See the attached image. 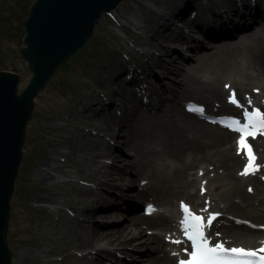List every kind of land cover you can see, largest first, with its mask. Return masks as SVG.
I'll return each instance as SVG.
<instances>
[{
    "label": "bare ground",
    "instance_id": "obj_1",
    "mask_svg": "<svg viewBox=\"0 0 264 264\" xmlns=\"http://www.w3.org/2000/svg\"><path fill=\"white\" fill-rule=\"evenodd\" d=\"M189 2L190 0H186L185 4L188 5ZM260 2L261 0H257L252 4L250 0H243L241 6L235 4L223 11L219 9V12L215 8V3L211 2L214 8L211 9V12H207V16L212 15L213 18L209 19L211 21L206 23L207 25L199 24L196 19L185 21L190 30L197 32L198 29L205 35L204 40L207 43L199 38L194 39L198 44L195 48H198L200 43L207 49V53L198 57V65L189 61L197 56L196 49L192 48V45L190 46L184 39H178L179 43L174 44L173 40L175 39L166 33L174 25L170 22L168 15L164 19L169 22L162 21L154 29V32H158V29L163 30L160 38L162 41H167V45L161 43L158 47L157 43H152L151 40L154 36L146 37L144 42L142 41V44L147 47L145 53L150 54L151 66L157 70V75L154 77L155 82L149 80L155 90L153 93L152 91L147 93V101H144L138 92L125 88L126 101L133 104V107L128 109L127 114L125 111L123 114L121 113V116L115 113L112 115L113 112H110L108 115L111 117L107 121L117 144L120 139H123L124 150L131 152V156H126L122 152L118 153L120 151L118 145L109 144L110 140L100 142V140L87 138L89 140L83 146L85 150L92 151L91 160L110 158L113 164L115 161L117 164L115 172L107 168L100 172L101 177L92 174L85 177L86 180H91V184L100 191L107 192L106 200L113 204L107 208L101 206L97 213H88L79 223L83 230L79 233L85 241L80 248L76 246L74 248L82 252L80 258L82 262L106 264L105 261L108 260V257L113 256L117 259L111 264H120L119 254L124 255L123 259L135 255V262H137V259H145L146 254L139 252L140 256L137 258L138 254L135 253V249L151 247L153 253L147 259L146 264H151V262L176 264L178 259L182 256L185 257V252H181V250L187 246L180 224L179 212L183 208L182 203L187 204L186 199L196 206H202L200 204L203 201L204 210L218 211L219 217L209 231L214 242L223 241L231 245L264 247L263 228L257 230L250 226L237 224L235 219L229 218L225 219L227 223L219 222L221 217H230L223 213L224 211L228 213L234 211L244 213L249 219H251L250 216L255 217V220L252 221L264 224V205L261 206L262 208L259 207L261 203L255 199V191L247 189L248 192H246L243 188V184L250 181L254 190H256L255 186L257 187V194H262L264 193L262 187L264 178L258 177L259 174L246 176L239 173V170H244L248 164V155L244 159L243 152L247 153V151L241 150L238 145L239 139L233 141L236 134L199 119L186 110H181L179 105H172L168 102L172 97L179 100L192 94L202 99L199 102L206 104L210 111L220 114L221 109H237L229 101L233 95L231 90L236 91L238 87L247 88L243 83L250 80L251 83L264 81V8L261 7ZM147 3L149 5L150 0H147ZM159 5L160 11L158 12L163 15L161 13L163 7ZM179 5L180 2L178 6H174L171 12L174 14L171 19L175 20L177 16L184 15V11ZM225 18H230L227 20L228 23ZM231 18L237 20L233 22V25H228L232 22ZM258 18H261V21ZM254 23L257 24L256 32L247 36L243 35L237 43L233 42L237 38L236 31L250 30ZM217 30L222 32L220 37L216 34ZM157 47L159 50L165 51V56L169 55L167 47L173 50L178 49L179 53L182 48H186L187 51H193L194 56L184 57L180 54V57H177L179 60L158 62L156 55L151 50H156ZM166 59L171 60L168 57ZM180 65H183L181 70H179ZM203 72H209L212 78L210 80L205 78L206 76L202 75ZM223 80L224 82H222ZM254 87L258 88L261 93L251 91L250 97H244L243 93L237 90V96L241 97L246 104L258 101L264 105V87L262 89L259 86ZM226 90L228 92L225 97ZM158 102H162L163 106L157 113H152L149 110L150 105H156ZM135 110L139 112L136 114ZM262 136L264 135L260 137ZM251 148L255 154L254 163L259 166L257 171H263L264 167L260 161L264 160V140H255V143H251ZM167 161L168 164L163 163ZM101 163L102 167L103 163L107 164L106 162ZM130 170L137 172L138 197L154 203L157 208L155 214L128 218L123 210L114 204L123 200L128 204L129 209L139 207V204L132 200V192H130L135 185H131L130 180L133 177L128 174ZM46 174L49 175V178L57 176L50 172ZM222 176L227 180L231 190V195L221 201L225 204L214 197L212 186L209 191H205L210 184L209 181H212L215 188H219L218 180ZM141 181H145V184L141 185ZM195 181L201 185L197 192L193 188ZM122 183L128 184L127 187H121ZM100 191L97 193V190H89L88 193L91 196L95 193L99 196ZM173 197L180 200L175 208H173ZM208 198H211V207H209ZM162 207L167 208L168 212L161 210ZM201 211L203 210L201 209ZM120 215L123 217L122 220L118 219ZM119 221H122L121 230L114 231V228L120 227ZM102 223L103 225L106 223V227L98 228ZM67 249L68 247L65 250ZM71 249L73 248L67 252H70ZM89 253L93 254L90 258L86 257Z\"/></svg>",
    "mask_w": 264,
    "mask_h": 264
},
{
    "label": "rangeland",
    "instance_id": "obj_2",
    "mask_svg": "<svg viewBox=\"0 0 264 264\" xmlns=\"http://www.w3.org/2000/svg\"><path fill=\"white\" fill-rule=\"evenodd\" d=\"M154 1L150 0L148 5L147 0H124L112 12L105 13L96 25L94 34L87 44L68 63L58 69L46 87L35 98L36 105L33 117L28 123L26 141L23 147L22 167L16 181V192L12 198L8 237L14 252L13 264H87L80 260L82 252L74 248L75 246L80 248L85 241L80 235L83 230L79 223L88 213H97L101 206L107 208L113 203L106 200L108 198L107 192L100 191L90 183L91 180H86L85 177L90 174L101 177L100 172L107 170V168L115 172L117 161L113 164L110 158L91 160L92 151L85 150L83 146L88 142L89 139L87 138L100 140V142L110 140L111 143L108 142L109 144L118 145L120 149L118 153L122 152L126 156H131V152L124 150L123 139H120L117 144L107 121L111 117V115H108L110 112H113L112 115L115 113L121 116L124 111L127 114L128 109L133 107V104L126 101L125 87H122L124 81L132 75L133 71L139 68L140 73L137 76L141 85L133 84L139 89L134 88L132 84L128 85L130 90H136L139 96L143 97V100H145L147 93L150 91L153 93V90H155L149 80L155 82L154 77L157 75V70L151 66L150 54L145 53L147 47L142 44L144 39L154 36L151 40L152 43H157L158 47L161 43L167 45V41H162L160 38L163 30L158 29V32H154V29L158 23L168 21L164 19L168 15L170 22L174 25L166 33L175 39L173 40L174 44L179 43L178 39H184L187 43L193 45L197 56L189 61L198 65V57H202L207 51L206 46H202L200 43V46L195 48L198 44L194 39L199 38L205 43L207 42L204 40L201 31L198 29L197 32L190 30L186 23L179 20L180 16H177L175 20L171 19L172 14H174H171L174 6H178L180 2L179 6L182 7L181 9L185 13L182 16L184 18L190 15L191 10L203 8L204 10L200 12L196 20L198 23L204 24L206 20L213 18L212 15L207 16V12H211V9L214 8L211 2L215 3L217 11L232 5L235 6V4L241 6L243 3V0H190L189 4L186 5V0ZM204 1L205 5L203 4ZM250 1L254 4V0ZM12 2L14 0H0V12L6 14ZM158 4L163 7V12H161L163 15L158 12L160 11ZM260 4L264 8V0H261ZM16 12L18 18L15 20L6 14L8 31H4L3 36L0 35V70L18 72L22 76L20 84V91H22L30 82L33 73L29 70L28 62L21 53L22 48L25 46L24 36L26 34L23 24V11L19 12L17 10ZM12 13L13 16L16 15L13 10ZM0 18L2 17L0 16ZM225 19L226 21L230 20V18ZM231 19L232 22L228 25H233V22L237 20ZM259 20L261 21V18ZM176 21L182 26L176 24ZM215 24L217 25V23ZM254 26L256 27L257 24L254 23ZM216 32L217 36L220 37L221 30ZM235 35L241 38V32L236 31ZM209 45L211 46V44ZM158 47L156 50L151 49L158 62L179 60L177 57H180V54L185 57L194 56L193 51L180 50L181 53H179L178 49L173 50L170 47H167L169 55L165 56V51L159 50ZM162 55L163 57H161ZM166 57L171 60H167ZM182 68L183 65H180L179 70ZM125 71L127 73L124 76ZM202 75L209 80L212 78L209 72H203ZM243 85L247 88L241 89L238 87L236 91L240 90L244 97H250L251 91L260 92L254 86H259L262 89L264 81L251 83L250 80L243 83ZM227 92L228 90L225 91V97ZM175 98L172 97L168 102L172 105H179L183 111L186 101L195 100L199 102L202 100L192 94L179 100H175ZM161 106H163L162 102L150 105L151 108L154 107L157 111L160 110ZM138 112V110H135L136 114ZM233 141H236V137L233 138ZM101 162L107 164L103 163L102 167ZM163 163L168 164V161ZM49 172L57 176L49 178V175L46 174ZM128 174L133 177L130 180L131 185L135 184L130 191L132 192V200L139 204V209L133 212H142L143 205L148 200L137 196L139 194L137 190L139 181H136L137 172L130 170ZM259 175L264 178V173ZM218 181L220 183L219 188H215L212 181H209L208 188L210 189L212 186L211 189L215 193L214 197L221 202L231 195V190L230 185L223 176ZM246 182L243 184V188L248 192L247 185H250V181ZM127 185L122 183L121 187H127ZM262 187L264 190V184ZM193 188L196 192L200 190L197 181H195ZM255 189L252 188L253 192L255 191V199L258 203H261L259 207L262 208L264 193L257 194L256 186ZM87 190H97V193L99 191L101 193L99 196L96 193L91 196ZM97 201L99 202L97 203ZM177 203L178 198L173 197V208L177 206ZM221 203L225 204L224 202ZM114 204L119 206V209L123 210L125 215H131V210L126 211L128 204L125 201L121 200V202ZM194 207L197 208V206ZM225 213L230 218L238 215L236 217L241 216L240 218L249 219L242 212L230 211V213ZM132 215H136V213ZM122 218V215L118 217L120 220ZM250 218L251 221L255 220V217L250 216ZM225 219V217L222 218V222L227 223ZM256 224L259 227L252 226V228L258 230L262 225L261 223ZM105 225L107 224L105 223ZM105 225L102 223L98 228ZM119 226L114 228V231L121 230L122 221H119ZM67 247L68 249L65 250ZM70 248L73 249L67 252ZM139 252L146 254L145 259L140 258L135 262V255L123 259L124 255L121 254L119 255L120 264H146L147 259L152 256L153 249L151 247L135 249V253L138 254L137 258L140 256ZM92 256L93 254L89 253L86 257L90 258ZM116 259L110 256L105 263L111 264ZM151 264L157 263L151 262Z\"/></svg>",
    "mask_w": 264,
    "mask_h": 264
},
{
    "label": "water",
    "instance_id": "obj_3",
    "mask_svg": "<svg viewBox=\"0 0 264 264\" xmlns=\"http://www.w3.org/2000/svg\"><path fill=\"white\" fill-rule=\"evenodd\" d=\"M124 0H35L24 21L21 53L33 76L20 91L22 76L0 70V264H13L9 243L12 198L24 158L35 98L58 69L93 36L105 13Z\"/></svg>",
    "mask_w": 264,
    "mask_h": 264
},
{
    "label": "snow or ice",
    "instance_id": "obj_4",
    "mask_svg": "<svg viewBox=\"0 0 264 264\" xmlns=\"http://www.w3.org/2000/svg\"><path fill=\"white\" fill-rule=\"evenodd\" d=\"M230 100L235 101L234 93ZM200 110L202 111V109ZM245 119L248 122L235 129L241 133L240 148L241 150H246L248 155V164L241 173L242 175L254 172L259 167L254 163L255 156L251 146L246 143L245 137L254 136L257 129L264 130V114H261L259 109H256L251 114L245 112ZM149 209L151 210V206H149ZM184 210L185 212L188 211L186 206ZM200 219L199 216H194L193 220L196 222L194 230L192 232H189L188 229L185 230V234L192 241L193 250L189 254V259L181 260L179 264H264V247L251 250L243 247H225L222 243L210 247L204 232L201 230ZM212 219H214V216L208 218L209 224Z\"/></svg>",
    "mask_w": 264,
    "mask_h": 264
},
{
    "label": "trees",
    "instance_id": "obj_5",
    "mask_svg": "<svg viewBox=\"0 0 264 264\" xmlns=\"http://www.w3.org/2000/svg\"><path fill=\"white\" fill-rule=\"evenodd\" d=\"M34 1L35 0H14V2L11 3L9 7V11L6 14H8L10 17H12L15 20L18 18V14L16 11L17 10L19 12L23 11V15H24L23 20H25L30 13V6L32 5ZM12 10L15 11L16 15L13 16ZM6 14H3L0 12V16L2 17L0 18V29L2 31L0 35L2 36H3L4 31L6 32L8 31V26H7L8 18Z\"/></svg>",
    "mask_w": 264,
    "mask_h": 264
}]
</instances>
